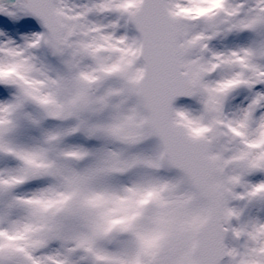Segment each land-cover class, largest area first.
I'll list each match as a JSON object with an SVG mask.
<instances>
[{"label":"snow or ice","instance_id":"obj_1","mask_svg":"<svg viewBox=\"0 0 264 264\" xmlns=\"http://www.w3.org/2000/svg\"><path fill=\"white\" fill-rule=\"evenodd\" d=\"M0 264H264V0H0Z\"/></svg>","mask_w":264,"mask_h":264}]
</instances>
